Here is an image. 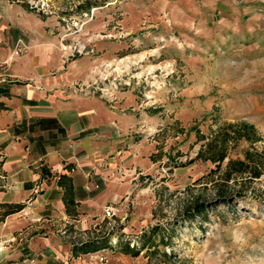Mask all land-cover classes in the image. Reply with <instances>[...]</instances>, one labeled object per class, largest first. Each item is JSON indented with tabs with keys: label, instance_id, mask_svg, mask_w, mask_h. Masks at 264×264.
<instances>
[{
	"label": "rangeland",
	"instance_id": "obj_1",
	"mask_svg": "<svg viewBox=\"0 0 264 264\" xmlns=\"http://www.w3.org/2000/svg\"><path fill=\"white\" fill-rule=\"evenodd\" d=\"M21 1L44 14L76 72L67 88L127 116L124 137L141 144L122 198L83 225L35 226L48 255L70 257L73 244L109 233L114 248L82 253V263L264 264V171L217 185L214 165L196 158L200 135L224 122L253 124L263 139L254 146L264 143V0ZM88 1L97 5L78 12ZM246 148L240 140L230 154ZM118 241L149 245L131 256Z\"/></svg>",
	"mask_w": 264,
	"mask_h": 264
},
{
	"label": "crops",
	"instance_id": "obj_2",
	"mask_svg": "<svg viewBox=\"0 0 264 264\" xmlns=\"http://www.w3.org/2000/svg\"><path fill=\"white\" fill-rule=\"evenodd\" d=\"M45 20L0 0V203L23 204L0 219V264H84L72 253L51 258L50 241L35 226L83 225L105 200L122 198L141 166V144L130 145L123 134L127 116L67 88L76 72L64 66ZM19 43L26 49L16 54ZM42 165L50 175H42ZM60 173L72 178L78 219L65 212Z\"/></svg>",
	"mask_w": 264,
	"mask_h": 264
},
{
	"label": "trees",
	"instance_id": "obj_3",
	"mask_svg": "<svg viewBox=\"0 0 264 264\" xmlns=\"http://www.w3.org/2000/svg\"><path fill=\"white\" fill-rule=\"evenodd\" d=\"M21 3V5L29 11H34L35 7L28 4L26 1L10 0ZM96 1L84 2L79 4L78 12H89L90 9L96 6ZM42 16L41 12H38ZM200 140H204L196 158L203 161H210L214 168L210 170L209 178L214 184L224 183L233 180L237 183L236 178L246 177L248 179L258 178L264 171V143L260 147L254 146L256 143L262 142V137L257 133L253 124L239 122H224L219 124L215 129H211L207 135H200ZM240 140L249 142L251 148H246L242 152V157H232L231 149L235 147ZM226 159V161H225ZM42 175H50V171L45 165L41 167ZM57 185L62 188V200L65 205V212L72 219H78V202L75 199V188L72 178L65 174H57ZM219 191V190H217ZM218 196L223 194L218 192ZM23 207L21 203H0V219L7 214L19 211ZM149 245L143 241L140 246L131 245L129 242L118 241V251L137 256L145 246ZM114 246L110 242L109 233L103 236H97L80 243L72 245L71 253L73 256H78L82 253L95 252L100 249Z\"/></svg>",
	"mask_w": 264,
	"mask_h": 264
},
{
	"label": "built area",
	"instance_id": "obj_4",
	"mask_svg": "<svg viewBox=\"0 0 264 264\" xmlns=\"http://www.w3.org/2000/svg\"><path fill=\"white\" fill-rule=\"evenodd\" d=\"M20 48H21V44L19 43V45L17 46V48L15 49V52L14 53H18V51L20 50ZM4 64H6V61H2V62H0V66H2V65H4Z\"/></svg>",
	"mask_w": 264,
	"mask_h": 264
}]
</instances>
